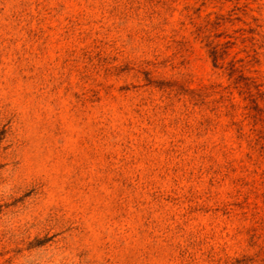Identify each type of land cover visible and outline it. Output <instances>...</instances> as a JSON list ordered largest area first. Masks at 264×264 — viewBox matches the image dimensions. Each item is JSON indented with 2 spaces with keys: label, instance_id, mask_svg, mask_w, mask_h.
Segmentation results:
<instances>
[{
  "label": "rangeland",
  "instance_id": "1",
  "mask_svg": "<svg viewBox=\"0 0 264 264\" xmlns=\"http://www.w3.org/2000/svg\"><path fill=\"white\" fill-rule=\"evenodd\" d=\"M0 264H264V0H0Z\"/></svg>",
  "mask_w": 264,
  "mask_h": 264
}]
</instances>
